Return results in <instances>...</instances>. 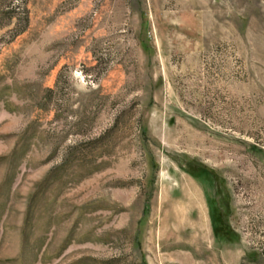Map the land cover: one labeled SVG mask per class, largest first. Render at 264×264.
Wrapping results in <instances>:
<instances>
[{"label": "rangeland", "instance_id": "obj_1", "mask_svg": "<svg viewBox=\"0 0 264 264\" xmlns=\"http://www.w3.org/2000/svg\"><path fill=\"white\" fill-rule=\"evenodd\" d=\"M0 264H264V0H0Z\"/></svg>", "mask_w": 264, "mask_h": 264}, {"label": "bare ground", "instance_id": "obj_2", "mask_svg": "<svg viewBox=\"0 0 264 264\" xmlns=\"http://www.w3.org/2000/svg\"><path fill=\"white\" fill-rule=\"evenodd\" d=\"M174 219V218H173ZM177 225V224H176ZM198 228V227H197ZM197 228H195V229H197ZM198 241V240H197ZM201 242H203V241H201Z\"/></svg>", "mask_w": 264, "mask_h": 264}]
</instances>
